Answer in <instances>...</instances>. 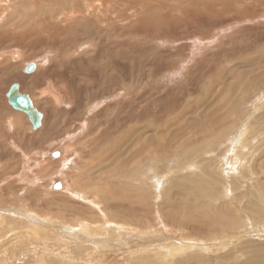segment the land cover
<instances>
[{
    "label": "rangeland",
    "instance_id": "obj_1",
    "mask_svg": "<svg viewBox=\"0 0 264 264\" xmlns=\"http://www.w3.org/2000/svg\"><path fill=\"white\" fill-rule=\"evenodd\" d=\"M4 56L0 264H41L44 247L43 264H264V0H0ZM14 83L33 102L48 85L61 100L48 99L54 121L35 107L54 123L44 135L45 121L32 131L6 103ZM140 133V149L121 144ZM86 223L123 234L121 247Z\"/></svg>",
    "mask_w": 264,
    "mask_h": 264
},
{
    "label": "bare ground",
    "instance_id": "obj_2",
    "mask_svg": "<svg viewBox=\"0 0 264 264\" xmlns=\"http://www.w3.org/2000/svg\"><path fill=\"white\" fill-rule=\"evenodd\" d=\"M56 4V3H55ZM102 6V5H101ZM106 7V6H105ZM32 9V8H31ZM105 9V8H104ZM103 10V9H102ZM66 15H69V14H66ZM52 16V15H51ZM55 17H56V15H55ZM60 17V16H59ZM62 17V16H61ZM66 17V16H65ZM64 17V18H65ZM68 17H70V16H68ZM51 19H53V18H51ZM67 19H70V18H67ZM58 20H60V18L58 19ZM65 20V19H64ZM63 21V20H62ZM62 24V23H61ZM108 24V23H107ZM104 28H106V26H104ZM62 33H64V32H62ZM100 39V38H99ZM61 42V41H60ZM9 63V60H8V58L6 57V56H4L2 59H0V79H2V77H4V74L6 73L5 71H7L8 69H7V64ZM37 66H38V62L37 63H30V64H28L27 66H25V68L23 69L24 70V73H26V74H31L32 72H34L36 69H37ZM49 67L50 66H46V67H43V68H40L33 76H31L30 77V79H34L35 77H39L40 79H41V82H43V81H45V79H46V77L48 76V74H47V71H49ZM9 68V67H8ZM6 75H7V73H6ZM13 76V75H12ZM11 76V77H12ZM10 77V78H11ZM38 78V79H39ZM48 78V77H47ZM6 79H8V78H6ZM15 79H18V80H25V78L22 76V75H20L19 74V72L17 73H15L14 74V76L10 79V80H15ZM29 79V80H30ZM54 79V78H53ZM60 79H62V78H60ZM49 80V79H48ZM55 84H57V78L55 77ZM7 81V80H6ZM59 81H61V82H63L62 80H59ZM58 81V82H59ZM33 82V81H32ZM41 82H37V84L39 85V84H41ZM52 82V81H51ZM5 83V82H4ZM7 83V82H6ZM54 84V85H55ZM59 84V83H58ZM61 84V83H60ZM60 84L59 85H57V87L55 88V86H53L54 87V89L55 90H57L58 92H63L64 91V89H63V87L62 86H60ZM12 86H15V88H13V90H11L10 88L12 87ZM35 86H33V88H34ZM49 85L47 86V87H45V88H42V89H38L37 91H34V93L35 94H37V97L39 98V100H45V99H47V101H43V102H36V100H34L35 102H33V100L31 99V97L29 96V95H27L26 93H22V91H21V87L19 86V84H16V83H14V84H12V85H10L9 86V88H8V90H7V92L5 93V98H6V103H8V105L13 109V110H15V111H19L20 113H22L23 115H25V117H27V120L29 121V123H30V125H31V129H32V131H36L37 129H39L40 128V126H42V123L45 121V123L43 124V127H42V131L41 132H43L42 134L44 135V132L45 133H47L50 129H52L53 127H54V123H53V116L57 113V110L56 109H53L52 108V105H51V102L48 100V99H50V100H52V102H53V104L55 105V106H58V105H60V99L57 97L58 95L57 94H55V92L53 91V90H49ZM63 89V90H62ZM11 90V91H10ZM120 90V89H119ZM9 91L10 92H12V94H11V98H10V100L12 101L13 100V102H14V104H15V106L14 107H12L10 104H9V101H8V97H7V95L9 94ZM62 94V93H61ZM119 94H121V93H119ZM13 97V98H12ZM128 97V96H127ZM121 103V102H120ZM29 105V106H28ZM39 106L40 107V110H42V111H44V113L46 114V118H48V119H51V120H53L52 122H49L48 120L46 121V119L45 120H43V116L45 115V114H42V113H40V112H38L37 111V106ZM117 106V105H116ZM210 106H212V105H210ZM235 106H237V104L235 103L234 105H233V107H235ZM36 107V108H35ZM221 107V106H220ZM30 108H32V109H34V110H30ZM209 108V107H208ZM211 108V107H210ZM127 109V108H126ZM224 109V108H223ZM125 110V109H124ZM50 111H52V112H50ZM217 111H218V109H217ZM229 112V111H228ZM224 113V112H223ZM15 114V115H14ZM14 114H12L11 113V115H9L7 118H6V120H5V123H6V121H7V125L9 126V129H10V131H12V133H19V127H18V124H17V122H19L18 120L19 119H22V120H24L25 121V119L21 116V115H19V113H14ZM32 114H34V115H36L37 114V117H38V120H36L35 118H33V119H31L30 117H31V115ZM51 114L53 115V116H51ZM221 114V113H220ZM121 115V114H120ZM14 116L16 117V118H14ZM35 117V116H34ZM34 119L36 120V122H33L34 121ZM193 119V118H192ZM106 120V119H105ZM111 120V119H110ZM134 120V119H133ZM1 121V120H0ZM182 122H184V121H182ZM187 122V121H186ZM135 124V123H134ZM185 125V127H182L183 129L184 128H187V127H190L189 125H187V124H184ZM187 125V126H186ZM131 127V126H130ZM124 128V127H123ZM181 128V129H182ZM153 130H150V131H152V133L153 134H151L150 136L151 137H147V141L149 142L151 139L154 141V142H156V143H158V139H159V137H160V132L157 130V129H155V127H153L152 128ZM180 130V129H179ZM185 130V129H184ZM98 131V130H97ZM126 132V131H125ZM101 133V132H100ZM178 133V134H177ZM40 135H41V133H39ZM50 134H52V133H50ZM118 134V133H117ZM130 134V133H129ZM180 134H183V132L180 130V132H176L175 133V135L176 136H179ZM25 135H26V130H24L23 132H22V139L21 140H23L24 139V137H25ZM173 135H174V133H173ZM14 136L13 135H11V136H7L6 135V137H3L4 139L5 138H13ZM21 137V136H20ZM43 137V136H42ZM125 136H122L120 139L122 140V142H121V144L123 145V144H125L126 146H130L131 148H135L136 146H138V144L139 143H141L142 141L144 142V141H146V140H144L145 138H144V136L142 137L141 136V133H140V135L138 134V135H136V136H132V138L128 141L127 140V138H124ZM175 137V136H174ZM50 138V137H49ZM196 138V137H195ZM47 139V138H46ZM21 140H18L19 142L21 141ZM151 140V141H152ZM168 140V139H167ZM130 142V143H129ZM174 139H173V137H172V139H169L168 140V142L166 143V148H167V150H169V149H171V146H173L174 145ZM115 143H116V141H115ZM124 145V146H125ZM136 145V146H135ZM150 146V145H149ZM117 148V147H116ZM138 148H139V146H138ZM70 149V147H68V150ZM118 149V148H117ZM140 149V148H139ZM67 150V149H66ZM116 150V149H115ZM114 150V151H115ZM123 150V149H122ZM64 151V150H63ZM141 152V151H140ZM139 152V153H140ZM115 153H117V152H115ZM123 153V152H122ZM63 153H62V151L60 150V149H56V150H54L53 152L51 151V152H49V155L52 157V158H58V157H60V155H62ZM130 156H132V154L130 155ZM129 156V157H130ZM163 156V155H162ZM45 157V156H44ZM122 157V154H114V156H111V158H110V160H112V161H114V162H118L119 160H120V158ZM165 157V156H164ZM167 157V156H166ZM40 158V157H39ZM109 158V156L108 155H105V159L103 160V161H105V160H107ZM157 158V157H156ZM62 159V158H61ZM127 159V158H126ZM134 161L136 160V162L137 163H140L141 162V160H142V156L141 155H138V151L136 152V154H135V156H133V158H132ZM64 159H62V161H63ZM123 160H124V158H123ZM62 161H60V162H62ZM124 161H127V160H124ZM119 162L121 165L120 166H124V163L125 162ZM128 161H130L129 159H128ZM9 163V162H8ZM7 164V163H6ZM56 164V165H55ZM50 163L49 164V167L51 166V165H54L55 167L56 166H58L57 164H59V163ZM63 163H61V165H62ZM94 165V164H93ZM92 165V166H93ZM5 166V165H4ZM6 167V166H5ZM45 167V166H44ZM52 167V166H51ZM126 167V166H125ZM46 168V167H45ZM95 168L96 169H98L99 170V172H100V174L102 175V174H104L103 173V171H102V169H101V167L98 165V164H96L95 165ZM50 169V168H49ZM187 169V168H186ZM45 171H44V173H46L47 171H48V169H44ZM49 171H53V169H51V170H49ZM93 170L91 169L90 170V172H92ZM123 170H121V172H122ZM135 171V170H134ZM119 172H120V169H119ZM136 173H138V171H135ZM131 173V175L133 176H135V175H137L136 173ZM0 173H2V172H0ZM44 173H42V175L44 174ZM127 175H128V173H127ZM66 176H69V175H66ZM86 176H90V174H89V172H87L86 173ZM129 176V175H128ZM127 176V177H128ZM80 177H82V176H80ZM36 179V178H35ZM59 178H56V179H54V183H53V188L54 189H59V188H63V187H61V183L62 182H64L62 179V181L60 182L59 180H58ZM83 179V178H82ZM131 179V178H130ZM135 179V178H134ZM75 180V179H74ZM78 182V181H77ZM102 182H104V181H102ZM68 183V182H67ZM68 185V184H67ZM124 186H122L121 187V189H119V191H120V195H119V197H121L122 198V196H123V194L125 195L126 194V192L127 191H129V188H128V186L127 185H129V184H127V183H125V184H123ZM65 186V185H64ZM123 187H125V188H128L127 190H124V188ZM205 188V187H204ZM106 190V187H104L102 184L99 186V188H98V192L99 193H103L104 191ZM136 190H138V191H140L139 190V187H136ZM137 191V192H138ZM202 192V191H201ZM106 195H108V196H110V197H116L114 194H112V192L111 191H108L104 196H106ZM199 197H200V195H199ZM120 198V199H121ZM136 198H138L137 196H136ZM122 200V199H121ZM125 202V201H124ZM117 204V203H116ZM118 205V208H121L122 209V206H121V204L120 203H118L117 204ZM105 209V211H108V209H109V207H108V205H105V207H104ZM133 209V208H132ZM123 211H124V209H123ZM84 213V212H83ZM100 214L102 213V212H99ZM99 214V215H100ZM98 217V216H97ZM102 217V216H101ZM98 219V218H97ZM221 219V218H220ZM36 222V221H35ZM49 222V221H48ZM51 222H53V223H55V224H57L56 223V221L55 220H51ZM81 223V222H80ZM100 223V222H99ZM79 224V223H78ZM98 224V223H97ZM106 224H107V222H106ZM118 224H116V226H117ZM120 225V224H119ZM231 225V224H230ZM228 226V225H227ZM124 226L122 225L121 227H118V228H123ZM79 228V227H78ZM103 228V227H102ZM114 228H116V227H114ZM80 231H83V232H85V234H87V235H93V236H96V237H99V240L98 241H101L102 240V243L101 244H107V243H109V238L110 237H114L115 238V242H116V245L115 246H117V245H119V242L123 239V234L122 235H120L119 237H117V233L113 230V229H109V230H105V229H97V228H95V227H91V225L90 224H88V223H86V224H83V225H81L80 224ZM96 229V230H95ZM52 231H53V229H51ZM55 230V229H54ZM43 231V230H42ZM53 234H54V231H53ZM55 235V234H54ZM122 236V237H121ZM38 237V236H37ZM86 238V237H85ZM97 241V240H96ZM123 243V242H122ZM121 243V244H122ZM114 246V247H115ZM120 246V245H119ZM95 247V246H94ZM103 247V246H102ZM121 247V246H120ZM119 248V247H118ZM127 250V249H126ZM50 250L48 249V248H46V247H44V250L42 251V253H41V256H40V258H39V262H41V264H43V262L45 261V256L47 255V252H49ZM125 252V251H124Z\"/></svg>",
    "mask_w": 264,
    "mask_h": 264
},
{
    "label": "water",
    "instance_id": "obj_3",
    "mask_svg": "<svg viewBox=\"0 0 264 264\" xmlns=\"http://www.w3.org/2000/svg\"><path fill=\"white\" fill-rule=\"evenodd\" d=\"M13 88H15V86H12L10 89L13 90ZM11 90H10V91H11ZM10 91H9V94L7 95V97H8L9 104H10L12 107H14L15 104H14L13 100H12V101L10 100V98H11V94H12V92H10ZM12 98H13V97H12ZM28 106H29V105H28ZM30 110H34V109L30 108ZM34 116H35V117H34ZM30 118H31V119L35 118L36 120H38L37 114H36V115L32 114ZM35 119H34L33 122H36Z\"/></svg>",
    "mask_w": 264,
    "mask_h": 264
}]
</instances>
